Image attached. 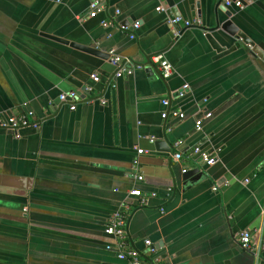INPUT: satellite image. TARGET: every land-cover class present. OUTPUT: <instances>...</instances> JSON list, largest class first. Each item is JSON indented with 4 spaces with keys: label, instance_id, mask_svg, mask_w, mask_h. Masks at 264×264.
Returning a JSON list of instances; mask_svg holds the SVG:
<instances>
[{
    "label": "crops",
    "instance_id": "0c3cea01",
    "mask_svg": "<svg viewBox=\"0 0 264 264\" xmlns=\"http://www.w3.org/2000/svg\"><path fill=\"white\" fill-rule=\"evenodd\" d=\"M91 1L0 0V113L38 124L0 129V264H128L106 250L113 241L103 233L126 200L127 243L143 264H264V251H244L237 239L249 231L264 242V0L241 9L220 0H108L89 19ZM227 12L253 47L215 29ZM177 17L200 19L220 50L201 28L172 24ZM110 51L143 67L115 89ZM158 54L173 67L167 79L146 65ZM70 79L93 88L73 111L58 101L79 91ZM183 84L189 92L176 98ZM165 110L185 119L163 120ZM198 145L214 165L190 156ZM196 168L205 177L184 185L182 170ZM134 189L144 204L129 196Z\"/></svg>",
    "mask_w": 264,
    "mask_h": 264
},
{
    "label": "built area",
    "instance_id": "2783aa9c",
    "mask_svg": "<svg viewBox=\"0 0 264 264\" xmlns=\"http://www.w3.org/2000/svg\"><path fill=\"white\" fill-rule=\"evenodd\" d=\"M108 0H92L89 5V11L87 18L94 19L98 16L99 13H102L105 7V3ZM221 4L226 8H236L241 9L243 7V0H220ZM157 11H160L159 9ZM119 11H115V15H119ZM78 20H83V18L78 17ZM101 26L108 27L109 22L106 20H102L100 22ZM172 24L179 26L183 29H189L192 27H197L202 29V33L205 35L207 32L203 30L202 28V22L200 19H192V20H185L180 17H177L172 20ZM139 25L135 24L132 27V31H136L138 29ZM122 30H126V28L122 27ZM178 30L176 32V35H179ZM129 38L131 40H134L136 38L135 34L131 32L129 34ZM109 62L110 64L116 69L113 79L115 83H112L111 88H116V81L123 76H129L134 73V71L142 69L143 67L140 65H136L132 63L129 59H122L119 55L115 54L113 51L109 52ZM150 62L154 64H158L160 75L163 79L169 78L173 73V67L170 65L168 61L163 59L161 54L155 55L150 58ZM92 82L94 84L99 83V78L96 75L90 76ZM93 88L88 86L85 87L83 94L87 95L92 92ZM189 92V85L183 84L181 89L177 92V97L179 99H182L188 94ZM83 96H81L78 91L72 90L65 93H60L58 95V101L61 103H67L69 104L70 110H74L76 107V103L82 99ZM205 103V100H202ZM101 105H105L106 101L101 100ZM162 106L167 110L169 108V100L164 99L161 101ZM164 111L161 115V118L165 120L168 115L173 116L178 121H182L185 119V114L183 112H179L176 110L172 111ZM211 113L206 112L203 116V119H209L211 118ZM203 119H199L195 121V130L200 131L201 126L203 123ZM25 127H33L34 129L38 128V124L36 123H30L27 117L25 116H8L6 114L0 113V129L8 130L13 133H17L21 128ZM154 140L150 139V143H153ZM183 144V141L178 140L175 141L172 145V148L174 150L173 159L174 161H179L182 158V153L180 151V148ZM137 155H143L145 154V151L142 149H137ZM190 156L192 158H196L199 160L202 164L205 166H212L216 162V156L212 155L211 153L204 151L199 145L195 146L193 150L190 153ZM132 164L134 167L138 166V159H134L132 161ZM186 172L185 170H182V173ZM143 177L142 175H137L136 180L142 181ZM130 197L137 198L140 204H144L146 202V199L143 197L142 193L138 189H134L129 192ZM130 201L126 200L119 209H117L108 219L107 224L104 227L103 233L105 236L112 239L113 244H108L106 246L107 251H114L116 254V257L121 261H128V264H143V261L141 259L140 254L135 251L134 249L130 248L127 243V237H126V217L127 213L130 209ZM238 243L240 247L244 251L252 252L256 255H259L261 251H264V242H259L258 245L254 243L253 236L250 234L249 231H242L239 233L238 237ZM145 246L149 250V254H153L155 252L154 248L152 247L149 240H146L144 242Z\"/></svg>",
    "mask_w": 264,
    "mask_h": 264
},
{
    "label": "water",
    "instance_id": "95a60500",
    "mask_svg": "<svg viewBox=\"0 0 264 264\" xmlns=\"http://www.w3.org/2000/svg\"><path fill=\"white\" fill-rule=\"evenodd\" d=\"M251 1H253V0H245V1L243 0V4H245V2H251ZM226 16H227V19L224 22H222V23H220L219 21L216 22L215 29L216 30H221V31L227 33L229 36L234 37L236 39H241L244 44L253 47L254 44L249 39H247L244 34L239 32L237 27L231 21L230 12H227ZM203 30H205L207 32L205 34V37L209 41V43L216 50H220L219 45L216 43L215 39L211 35V31H208L205 28H203ZM50 38H52L53 40H55L57 42L63 43V44H69L71 47L83 50L84 52L90 53V54L95 55L97 57L101 56V53L98 50L93 49L91 47H84V46H80V45H77V44H74V43H69L68 41H65V40H62V39H58L56 37H50ZM254 51H256V49H254ZM153 56H155V55H153ZM153 56H151V57H153ZM151 57L146 59V65L149 66V71L153 70L152 63L150 62V58ZM159 77H160V79H163L161 77V75H159ZM70 83H72L76 88L79 89L78 93L81 96H84L83 92H84L85 88L82 87V85L80 83H78L74 79H70ZM204 177H205L204 172L200 168H196V169L184 172L182 174V181H183L184 185L185 184L187 185L188 183H191V184L192 183H196V182L200 181L201 179H203Z\"/></svg>",
    "mask_w": 264,
    "mask_h": 264
}]
</instances>
